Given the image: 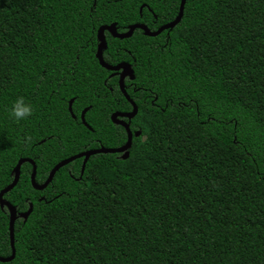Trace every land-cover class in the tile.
Masks as SVG:
<instances>
[{"label":"trees","instance_id":"16d2710c","mask_svg":"<svg viewBox=\"0 0 264 264\" xmlns=\"http://www.w3.org/2000/svg\"><path fill=\"white\" fill-rule=\"evenodd\" d=\"M181 2L0 0V193L21 159L44 185L60 162L127 143L111 115L133 107L96 58L97 32H156ZM103 57L133 67L141 135L127 160L94 155L82 174L77 159L43 191L25 163L4 199L33 212L0 264H264V0H187L173 30L110 38ZM18 96L33 113L14 122ZM9 222L0 206L2 258Z\"/></svg>","mask_w":264,"mask_h":264},{"label":"water","instance_id":"95a60500","mask_svg":"<svg viewBox=\"0 0 264 264\" xmlns=\"http://www.w3.org/2000/svg\"><path fill=\"white\" fill-rule=\"evenodd\" d=\"M186 1L187 0H182L181 5H180L179 15L176 18V20L174 22L162 27L160 30H158L156 32H152V31H150V29L148 27H146L145 25H140V24L131 26L129 28V31L123 35L117 33L115 25H113L111 27H106V26L101 27L98 30L97 39L99 41V44H98V48H97L96 58L99 61V64L101 65V67H103L104 69H106L110 72H121L120 73V82H119L120 90L123 93L124 97L127 99V101L133 107V111H131L130 113H114L111 117L113 124L120 125L126 130L128 141L123 147H120L117 149H107V148L101 147L100 149L90 150V151L81 153L77 156H74L70 159H67V160L60 162L51 171V173H50V175H49V177H48V179L44 185H38L36 183L37 167L35 165V162L30 160V159H21L14 169V176L15 177H14L13 183L11 185H9L7 188H5L3 191H1V193H0L1 209L7 208L9 215H10L9 233H10V242H11V248H12V255L10 257H8V258L0 257L1 263H9L15 259V257H16L15 223L18 220V218H21L26 222L28 220L29 216L31 215V213L33 212V205H30V209L28 212L21 214V215H18L16 208L4 199V196L6 194H8L10 191H12L17 186V184L20 180V176H21V168L25 163H29L33 166V172H32V176H31V182H32L33 188L37 191H43L53 181L55 175L57 174V172L61 168H63L64 166L68 165L71 162H74L77 159L84 158L82 174L85 170V167H86V164H87L89 158L91 156H94V155H98V154H120L121 158L123 160H127L129 158V150L132 146L133 138L139 137L141 135V131H138V132L133 134L132 131L130 130L129 124L119 119V118L128 119V121L131 122V120H133L138 114V107L134 103V101L129 97V95L127 94V91L125 89V84H124V79L126 77H129L131 80H134L135 77H134V72L128 63H120L116 66H110V65L105 63L104 58H103V52L107 48L106 39H105V31H109L114 38L122 39V40L131 38L133 36L135 30H137V29L142 30L144 32L145 36H147V37H151V38L157 37L162 32H164L166 30L173 29L175 26H177L181 22L183 15H184V9H185V5H186ZM144 7H142L140 11H142ZM72 105H73V101H71L69 104V109H70L71 113H72ZM87 112H88V109H86L85 111L82 112L81 120H82L83 125H85L89 130H91L89 125L86 123V119H85Z\"/></svg>","mask_w":264,"mask_h":264},{"label":"flooded vegetation","instance_id":"af4514ba","mask_svg":"<svg viewBox=\"0 0 264 264\" xmlns=\"http://www.w3.org/2000/svg\"><path fill=\"white\" fill-rule=\"evenodd\" d=\"M179 11H180V9H179ZM142 12V11H141ZM178 17V16H177ZM176 17V18H177ZM176 18L173 20V21H171V22H169V23H167V24H165V25H163L162 27H164V26H166V25H168V24H170V23H172V22H174L175 20H176ZM137 24H140V25H145V24H141V23H136V24H134V25H137ZM113 25H115V28H116V31H117V33L118 34H121V35H123V34H125V33H127L128 31H129V28L131 27V26H133V25H131V26H129L128 27V29H127V31H123L122 29H119V27H118V25L116 24V23H112V24H110V25H103L102 27H111V26H113ZM179 25V24H178ZM177 25V26H178ZM146 27H148L147 25H145ZM177 26H175V27H177ZM162 27H160V29L162 28ZM174 27V28H175ZM101 28V27H100ZM99 28V29H100ZM173 28V29H174ZM159 29V30H160ZM173 29H170V30H173ZM137 30H139V29H137ZM137 30H135V32L137 31ZM142 31V30H141ZM167 31V30H166ZM134 32V33H135ZM98 33V32H97ZM134 35V34H133ZM110 38H114L113 36H112V34L109 32V31H105V39H106V44H107V47H108V41H109V39ZM114 39H117V38H114ZM98 40V39H97ZM119 40H122V39H119ZM124 40V39H123ZM98 44H99V41H98ZM97 48H98V45H97ZM107 49V48H106ZM105 49V50H106ZM104 50V51H105ZM103 54H104V52H103ZM104 58V57H103ZM105 61V60H104ZM106 63V62H105ZM107 64V63H106ZM129 64V63H128ZM130 65V67L132 68V70H133V67H132V65L131 64H129ZM111 66V65H110ZM108 71V70H107ZM110 74H109V78H113V77H118L119 78V82H120V73L121 72H110V71H108ZM133 72H134V70H133ZM127 78H129V77H126L125 79H124V84H125V82H126V79ZM130 79V78H129ZM131 80V79H130ZM133 81V80H132ZM126 85V84H125ZM125 89H126V86H125ZM71 101H73V103H74V100H71ZM70 101V102H71ZM86 110V109H85ZM84 110V111H85ZM88 111H89V108H88ZM116 113H123V112H116ZM127 113H130V112H127ZM72 114V116H73V118L74 119H76V117L73 115V112L71 113ZM87 114V113H86ZM113 115V114H112ZM112 115H111V117H112ZM85 118H86V116H85ZM120 120H122V121H124V122H126V123H128L129 124V126L131 125V123L128 121V119H122V118H119ZM80 120H81V117H80ZM112 121V120H111ZM81 122H82V120H81ZM87 123V122H86ZM83 124V123H82ZM115 125V124H114ZM85 126V125H84ZM117 126H120V125H117ZM122 127V126H121ZM92 130V129H91ZM95 150V149H94ZM90 151V150H89ZM81 159H83V163H84V158H81ZM82 168H83V164H82Z\"/></svg>","mask_w":264,"mask_h":264},{"label":"clouds","instance_id":"9594fccd","mask_svg":"<svg viewBox=\"0 0 264 264\" xmlns=\"http://www.w3.org/2000/svg\"><path fill=\"white\" fill-rule=\"evenodd\" d=\"M33 113L32 106L26 102L25 98L18 96L9 109V115L14 122L27 120Z\"/></svg>","mask_w":264,"mask_h":264}]
</instances>
